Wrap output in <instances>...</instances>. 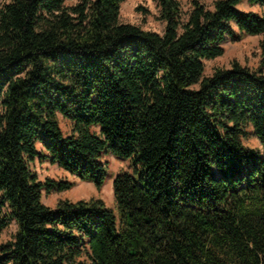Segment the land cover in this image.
<instances>
[{"label":"trees","instance_id":"obj_1","mask_svg":"<svg viewBox=\"0 0 264 264\" xmlns=\"http://www.w3.org/2000/svg\"><path fill=\"white\" fill-rule=\"evenodd\" d=\"M68 1L0 7V232L17 224L0 264H264V61L205 76L229 40L264 35L241 9L264 0H155L161 33L122 22L127 0ZM104 155L129 163L115 209L43 202L77 183L42 182L36 160L100 191Z\"/></svg>","mask_w":264,"mask_h":264},{"label":"rangeland","instance_id":"obj_2","mask_svg":"<svg viewBox=\"0 0 264 264\" xmlns=\"http://www.w3.org/2000/svg\"><path fill=\"white\" fill-rule=\"evenodd\" d=\"M12 0H0V7ZM78 0H69L67 5L71 6L77 3ZM185 12L190 10L191 0H179ZM215 0H203L208 6L212 7ZM139 8H143L139 10ZM241 9L245 11H253L264 16V10L260 6H250L245 3L241 5ZM121 21L140 26L143 30L154 31L161 33L164 30V23L159 20V8L155 0H127L121 6ZM264 35L247 36L239 42L229 40L225 44V53L222 57L214 60L206 61L205 76H210L218 67L230 68L233 61H238L241 65L246 66L252 70L260 68L264 61ZM264 71V66H263ZM60 126L68 135L71 132V124L69 120L63 116L58 115ZM250 135L244 141V144L252 149H261V144L258 138L253 134V129H249ZM39 151H43L42 145L38 144ZM103 162L108 163L109 177L106 180L104 187L99 191L94 184V189L87 187V182H81L76 177L70 175L66 171L60 169L57 165H52L50 162H40L36 160L31 168L38 174L39 179L44 182L47 178L55 180H69L76 182L77 185L69 191L62 193H52L48 195L43 190V202L55 209L59 201L63 198L69 201L76 202L79 200H89L91 198H100L108 205L113 204V181L114 177L124 171H129V163L114 157L113 155H104ZM17 232V224L13 221L8 228L0 232V245L6 244L13 240Z\"/></svg>","mask_w":264,"mask_h":264},{"label":"crops","instance_id":"obj_3","mask_svg":"<svg viewBox=\"0 0 264 264\" xmlns=\"http://www.w3.org/2000/svg\"><path fill=\"white\" fill-rule=\"evenodd\" d=\"M58 119H59V117H58ZM69 122H70V121H69ZM70 124H71V126H72V122H70ZM71 131H72V127H71ZM70 133H71V132H70ZM70 133H69V134H70ZM69 134H68V135H69ZM117 175H118V174H117ZM117 175H116V176H117ZM116 176H115V177H116ZM115 177H114V178H115ZM86 185H87V187H90V188L94 189V186H93L92 184H90V183L87 182ZM112 197H113V201H114V202H113V204H114L113 207L110 206V205H108L106 202H105V203H106V205H107L109 208L115 209V207H116V201H115V197H114V195H112ZM62 200H68V199H64V198H63Z\"/></svg>","mask_w":264,"mask_h":264}]
</instances>
